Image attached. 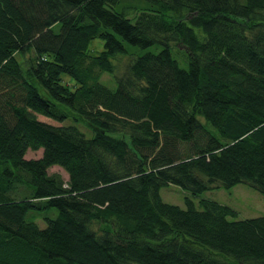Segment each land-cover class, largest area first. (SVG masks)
<instances>
[{
  "label": "trees",
  "instance_id": "16d2710c",
  "mask_svg": "<svg viewBox=\"0 0 264 264\" xmlns=\"http://www.w3.org/2000/svg\"><path fill=\"white\" fill-rule=\"evenodd\" d=\"M141 2L0 0V264H264V216L160 195L264 194V0Z\"/></svg>",
  "mask_w": 264,
  "mask_h": 264
},
{
  "label": "rangeland",
  "instance_id": "374dc122",
  "mask_svg": "<svg viewBox=\"0 0 264 264\" xmlns=\"http://www.w3.org/2000/svg\"><path fill=\"white\" fill-rule=\"evenodd\" d=\"M141 2V0H138ZM142 3V2H141ZM139 5V4H138ZM117 11L119 8L116 9ZM59 29V25H56L54 30L57 31ZM103 41L100 39H95L91 42L90 45V53L92 55L98 54L103 50ZM127 53L125 55H121L112 60L115 65V71L113 74L104 73L100 82L108 87L110 90H115L116 82L115 77L122 76L126 71V66L128 63L146 52L157 53L160 50V47H151L148 49H139L136 47L129 46L128 44H124ZM172 56L175 60L178 61V64L181 68L187 69V62L180 50L172 47L171 50ZM29 55H26L28 58ZM18 59L20 57H17ZM41 119L45 120V122L50 124H56L52 120L41 117ZM65 125L73 124L77 128H79L87 137H91L93 132L90 128L85 126L83 123H74L73 121L67 120ZM42 151L39 150L37 152L28 151L25 155L26 159H37L41 156ZM48 174H59L62 179L66 182L68 179L67 174L59 167H52L48 170ZM161 198L164 202L177 205L180 208H184V199L190 198L192 201L197 203L201 199H208L216 201L222 205H226L234 209L237 213V220L251 219L256 217L264 216V194L259 192L257 189L253 188L248 184H238L233 188H214L207 192L198 195H192L190 192L181 189L180 187L169 185L165 186L160 191ZM54 217L56 215L55 211H52ZM28 220L34 221L39 228H45L46 223L42 217V215H38L35 213H29L27 216Z\"/></svg>",
  "mask_w": 264,
  "mask_h": 264
}]
</instances>
